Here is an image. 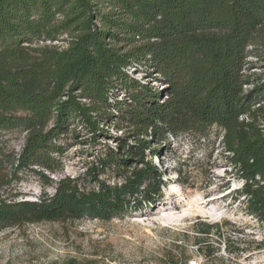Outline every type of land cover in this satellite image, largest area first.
I'll return each instance as SVG.
<instances>
[{"label":"trees","instance_id":"1","mask_svg":"<svg viewBox=\"0 0 264 264\" xmlns=\"http://www.w3.org/2000/svg\"><path fill=\"white\" fill-rule=\"evenodd\" d=\"M263 38L264 0H0V233L154 208L169 175L154 163L161 147L214 128L242 182L235 195L264 228V79L246 73ZM19 132L16 152L8 136ZM80 135L97 158L70 177L65 154ZM28 173L41 183L35 201L16 190ZM193 229L201 247L223 243L220 224Z\"/></svg>","mask_w":264,"mask_h":264},{"label":"rangeland","instance_id":"2","mask_svg":"<svg viewBox=\"0 0 264 264\" xmlns=\"http://www.w3.org/2000/svg\"><path fill=\"white\" fill-rule=\"evenodd\" d=\"M60 45L62 42L59 43ZM250 58L247 70L253 80L264 79V38ZM130 74L142 83L158 90L165 88L156 78L140 72ZM124 98V93L117 94ZM261 128L264 129V119ZM115 135L114 126L106 127ZM119 133L118 135H120ZM220 130L214 128L208 138L187 135L170 139L161 147L162 157L154 163L169 175L164 196L154 208L130 211L110 222L85 220L80 223L42 224L12 229L0 233V264H67L70 260L96 259L101 264H264V228L247 213L243 198H237L242 182L232 171L228 154L219 144ZM88 136L68 143L64 159V174L77 177L86 164L95 161L97 151L81 144ZM11 147L19 152L23 133L8 136ZM110 146L115 143L106 140ZM57 180V176H52ZM25 199L35 201L42 192L41 183L26 174L16 185ZM51 193L52 189L47 188ZM197 201L200 212L181 218V222L164 224L162 217L181 216L187 204ZM209 210V211H208ZM211 210L220 212L213 220ZM204 211V212H203ZM171 213V214H170ZM207 214V215H206ZM199 223L220 224L223 243L213 236L212 246L196 244L194 227ZM201 227V226H200ZM217 249L213 258L200 253L202 248Z\"/></svg>","mask_w":264,"mask_h":264},{"label":"bare ground","instance_id":"3","mask_svg":"<svg viewBox=\"0 0 264 264\" xmlns=\"http://www.w3.org/2000/svg\"><path fill=\"white\" fill-rule=\"evenodd\" d=\"M187 208L184 209L183 213H182V217L181 216H166V217H162L161 222L164 224H172V223H178L181 222V218L186 217V216H191L192 214H194L195 212H200V208H199V204L197 203V201H195L194 203H189L186 205ZM209 211V210H208ZM204 212V211H203ZM171 214V213H170ZM207 215V214H206ZM209 216L211 219L213 220H217L219 218H221V214L220 212L218 213L215 210H211L209 213ZM179 224V223H178Z\"/></svg>","mask_w":264,"mask_h":264},{"label":"built area","instance_id":"4","mask_svg":"<svg viewBox=\"0 0 264 264\" xmlns=\"http://www.w3.org/2000/svg\"><path fill=\"white\" fill-rule=\"evenodd\" d=\"M189 264H198V263H197V261H194V262H191V263H189Z\"/></svg>","mask_w":264,"mask_h":264}]
</instances>
